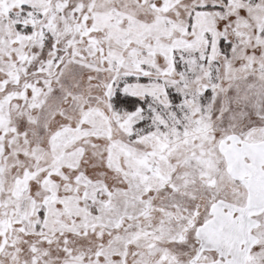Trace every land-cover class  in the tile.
<instances>
[{
	"label": "snow or ice",
	"instance_id": "6c2138e0",
	"mask_svg": "<svg viewBox=\"0 0 264 264\" xmlns=\"http://www.w3.org/2000/svg\"><path fill=\"white\" fill-rule=\"evenodd\" d=\"M0 264H264V0H0Z\"/></svg>",
	"mask_w": 264,
	"mask_h": 264
}]
</instances>
